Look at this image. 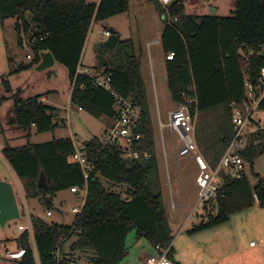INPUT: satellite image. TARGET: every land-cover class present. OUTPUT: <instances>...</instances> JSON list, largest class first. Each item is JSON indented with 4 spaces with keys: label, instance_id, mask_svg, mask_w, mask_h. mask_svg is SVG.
<instances>
[{
    "label": "trees",
    "instance_id": "1",
    "mask_svg": "<svg viewBox=\"0 0 264 264\" xmlns=\"http://www.w3.org/2000/svg\"><path fill=\"white\" fill-rule=\"evenodd\" d=\"M154 1L163 18L164 10L157 0ZM128 8L129 0H99L98 3H87L86 0H0V20L14 18L18 35H30L29 42L34 51L31 66L39 62L38 53L46 51L66 68L72 85L70 105L86 111L93 118H107L110 127L114 116L113 100L109 92L95 87V80L106 76L111 89L119 96L135 98L140 114L137 132L141 138L134 143V148L151 155L149 160H126L119 146L103 147L101 137L84 142L93 171L87 180L84 203L76 222L67 226L46 223L30 216L32 241L28 231L20 234L19 245L24 253L16 264H53L50 253L56 249L62 236L74 238L70 247L72 252H89L91 264H119L126 256L125 238L131 231H135L139 238L144 237L152 247L167 248L172 243L173 232L162 203L163 190L146 85L132 43L117 41L122 60L112 67L107 63L95 66L97 70L102 69L100 75L76 74L91 24L124 14ZM168 12L176 21L172 26L164 23L160 38L163 53H174L172 60L165 61L167 87L172 101L179 105L184 103L183 92L193 85L200 116L221 110L211 125L213 141L210 137L200 139L202 124L196 129V145L209 166L215 168L232 138V109L240 107L244 100L245 82L258 87L259 73L264 68L261 55L264 0H237L230 17L187 15L178 0L168 6ZM19 43L22 44L21 39ZM249 49L253 55L246 58ZM258 107L264 108V100ZM54 112L55 109L43 103L40 96H35L24 102L16 101L10 123L29 138L32 129L43 134L60 126ZM260 138L262 141L256 145L255 136L247 137L245 149L241 152L247 165H251L264 148V137ZM73 152L70 137L44 143L27 142L19 147L6 144L1 150L3 160L20 184L23 197L39 198L48 210L53 209L52 199L56 193L84 184L80 166L72 161ZM41 171L47 185L39 189L36 184ZM103 180L110 186L104 185ZM221 180L216 214H208L207 222L195 226L190 233L225 223L233 214L251 208L256 201L264 208L262 179L251 185L247 177L231 180L222 173ZM117 187L123 191L113 189ZM171 252L170 247V260Z\"/></svg>",
    "mask_w": 264,
    "mask_h": 264
},
{
    "label": "rangeland",
    "instance_id": "2",
    "mask_svg": "<svg viewBox=\"0 0 264 264\" xmlns=\"http://www.w3.org/2000/svg\"><path fill=\"white\" fill-rule=\"evenodd\" d=\"M178 1L182 2L184 12L187 15H209L211 11L215 10L218 17L233 16L237 2V0ZM142 3L138 7L133 4L127 14H120L92 24L83 48L80 68L90 70L91 74L100 75L102 69L97 70L94 68L95 66L107 63L109 67H112L122 60L119 56V45H116L109 52H103L102 44L107 39L103 36L105 30L120 33L121 37L118 41L128 40L132 43L135 54L146 68L144 78L149 95L147 99V101L149 100V112L154 127L155 150L163 190L162 203L167 214L168 224L173 232L171 258L179 264H205L203 262H209L207 258L211 256L210 254L216 256L224 254V249H226L224 242H222L223 245H217L213 240L217 237H223L225 232L230 231V237H234L236 233L245 231L248 240L251 239V242L256 243L257 239L254 236L257 223L256 215L254 210H249L243 214L246 218H243L245 222L240 220V217L243 216H236L228 222L190 233L195 226L207 222L208 214H216L217 204L209 206L205 210L201 209L202 207L195 209L198 192L195 183L197 168L191 156L174 157V153L177 152L180 146V139L175 132L172 135V130L168 126L169 113L176 108L167 87L165 54L159 46L158 48L152 45L147 46V42L156 37L155 29L157 28V32L160 31L164 27V22L160 17L155 1L143 0ZM15 22L14 18L0 20V79L5 75L9 80L11 79L12 87L8 89L9 85H0V128H9V131L15 132L13 134L16 137L19 134L25 135L23 130L15 125L12 126L10 121L14 115L16 101L24 102L35 96H40L41 99L45 97L46 101L44 103L46 105L61 109L63 119L67 118V115L71 116L72 125H69L67 119H65L66 126L62 128L63 121L57 120L60 126L54 132L43 134L33 132L29 138L22 136L20 139H16V142L12 140L9 146L19 147L27 142H48L54 138L70 136L69 130L72 132V137L80 144L89 141L93 137H101L109 124V120L107 118H93L86 111L79 112L75 106L70 105L69 98L72 85L66 68L60 63L55 61L52 68L43 71L33 70L32 60L26 58L27 55L34 58L33 47L29 42L30 35H18L15 31ZM20 39L22 40L21 45L19 43ZM148 55L152 60L153 80L148 68ZM1 65L4 67L3 69ZM21 65L24 67L21 68ZM243 74L245 77L246 72L243 71ZM101 77L103 76L98 78ZM55 112L58 113L59 110H55ZM218 114H221V110L217 111L216 114L211 113L207 116L196 115L195 142L198 140L196 129L199 124H202L203 128L202 135L199 136L200 139L210 137L212 141L214 140V137H212L214 129L211 125L213 121H216ZM159 122L162 124L161 130H159ZM263 124L264 108L258 107L246 127L247 137L255 136V139L257 138L254 141L256 145L262 141L260 136L264 137V128L261 126ZM0 140L3 141V138ZM174 141L175 145L173 144ZM10 171V168L3 161L0 150V181L10 183L16 188ZM246 177L251 185H255L259 179L264 181V148L252 164L248 165ZM175 179L180 182L178 187ZM102 182L104 185L110 186L106 181L103 180ZM113 189L117 192L123 191L121 187ZM77 197L67 190L56 193V196L52 199L53 215L47 217L45 214L46 205L40 202L39 198H24L23 200L21 195L16 193L21 218L7 222L3 228L0 227V264L14 263L8 259L7 255L19 250L15 241L19 236L17 230L20 223L25 222L27 212L30 216L38 217L46 223L72 226L74 214L71 212V208L81 207L84 195L77 193ZM262 222L264 225V218ZM73 240V237L67 239L63 246V253L66 250L69 251V245L72 244ZM125 248L127 251L126 256L119 264H145L148 258L156 256L151 244L144 237L139 238L136 236L135 231H131L126 236ZM227 248L230 249V245H227ZM18 254H20V251ZM75 254H77L75 261L77 264H91L88 260L91 257L89 252L76 251L72 253V256H75ZM224 262L225 264H233V259L223 261L221 264H224Z\"/></svg>",
    "mask_w": 264,
    "mask_h": 264
},
{
    "label": "built area",
    "instance_id": "3",
    "mask_svg": "<svg viewBox=\"0 0 264 264\" xmlns=\"http://www.w3.org/2000/svg\"><path fill=\"white\" fill-rule=\"evenodd\" d=\"M173 1L174 0H157L160 7L165 12L162 19L165 21L164 23L167 26H172L176 21V18L172 17L168 12V6ZM103 36L108 38L110 36V32L108 30L103 31ZM252 55L253 51L249 49L246 58H250ZM173 56L174 53H167L165 55V59L172 60ZM26 58L28 60H33V57L30 55H27ZM79 73L92 75L90 70L81 69L80 67L76 71V74ZM258 78V87H254L249 81L245 82L246 93L244 100L240 107L234 106L232 109L231 123L233 127V135L227 148L221 156L218 165L215 168H211L209 166L208 162L199 152L194 140L195 118L198 110L197 96L193 85L187 87L186 91L183 92L182 98L184 103L179 104L176 109L169 113L168 126L172 130V133L175 132L180 139V146L178 147L177 152L174 153L175 156H191L197 168L195 183L198 188V192L195 209H200L202 207L201 209L205 210L209 206H213L217 203L218 190L222 183L221 174L223 171L231 180H237L246 177V169L248 165L242 158L241 152L245 149L247 143V123L250 121L251 116L258 105L264 100V68L260 70ZM4 82H6L5 78L0 79V85L4 84ZM94 85L95 87H100L109 92L113 100L112 108L114 116L112 125L101 136L102 146H119L123 151V157L126 160H149L151 155L148 152L138 151L134 148V143L141 138V134L137 132L140 114L135 98H123L119 96L114 90L111 89L109 78L106 76L97 78L94 82ZM261 126L264 128V124ZM161 129L162 125L159 123V130ZM72 141L74 147L72 161L80 166L83 173L84 184L81 187H72L69 189V191L71 193H82L85 198L87 191V180L93 171V164L88 161L83 144H80L75 138H72ZM173 144L175 145V141ZM21 195V198L24 199L22 190ZM84 198L82 199L81 207L71 208V212L74 214L73 225L77 220V216L80 214L84 203ZM51 215L52 211L48 210L46 212V216L50 217ZM18 231L20 234L24 231H28L32 241L30 216L27 213L25 222L19 225ZM67 239V236H62L59 239L56 249L50 253L53 264H77L75 262L77 259V254L72 256L69 253H63V246ZM249 246L253 247L255 246V243L250 242ZM170 247L171 244L167 248H163L160 245L154 246L153 249L156 252V256L148 258L145 264H175L168 258ZM19 251L20 254H18ZM18 252L14 254L8 253L7 257L9 259L18 261L22 257L24 249L20 247ZM69 252L72 253L71 250H69ZM90 259L91 257L88 260L90 261Z\"/></svg>",
    "mask_w": 264,
    "mask_h": 264
},
{
    "label": "crops",
    "instance_id": "4",
    "mask_svg": "<svg viewBox=\"0 0 264 264\" xmlns=\"http://www.w3.org/2000/svg\"><path fill=\"white\" fill-rule=\"evenodd\" d=\"M143 0H129V8H128V11L126 12V14L129 12L131 6L134 4L136 5L137 7L139 5H142ZM150 1H154V0H150ZM175 1V0H174ZM87 3H98L99 0H86ZM125 14V13H124ZM215 15H216V12H215ZM127 17L129 15H126ZM163 29L164 27L157 32V28L155 29L156 31V37L152 38V40H150L149 42H147V46L149 45H152V46H155L156 48H161V43H160V38H161V34L163 32ZM121 37V34L119 33V38ZM162 49V48H161ZM149 53V51H148ZM148 60H149V64H148V68L151 72V78L153 80V72H152V60L150 58V55H148ZM140 61V74H141V77L142 79L144 80L145 82V74H146V68H145V65L141 62V60L139 59ZM55 63V62H54ZM1 68L3 69L4 67L1 65ZM144 71V72H143ZM2 78H5L6 79V82H4L5 85H9L8 86V89L9 88H12L11 87V79L9 80L7 77H5V75L2 77ZM145 85H146V82H145ZM9 91V90H8ZM149 95H148V92H147V88H146V98L148 99ZM42 102L44 103L46 101V98L43 97L42 99ZM148 102V107H149V100L147 101ZM178 104H175V108H177ZM53 108L55 110H59L58 113L54 112L55 113V119L56 120H61L60 122H62V128H64L66 126L65 124V119H67L69 125H72L71 123V116L67 115L65 119H63V116H62V110L61 109H58L56 107L53 106ZM79 112H83V110H79L77 109ZM160 123V122H159ZM1 124V122H0ZM161 124V123H160ZM153 125V123H152ZM162 125V124H161ZM70 127V126H69ZM109 128V126H107V128H105L104 132ZM153 130H154V127H153ZM55 131V130H54ZM53 131V132H54ZM34 132V129H32L31 131V135L33 134ZM13 133L15 132H12V131H9V128H6V129H3V128H0V139L3 138V141L0 140V150H2V148L5 147L6 144H10L11 141L15 140L16 142V139H20V137L22 136H25V135H20L19 133V136L16 137V135H14ZM69 133H70V136H62V137H58V138H54V139H61V138H67V137H70V138H73L72 137V132L71 130H69ZM104 134V133H103ZM4 135V136H3ZM173 135V133H172ZM31 143V142H30ZM200 152V151H199ZM201 153V152H200ZM202 154V153H201ZM157 157V156H156ZM174 157H175V154H174ZM4 161V160H3ZM5 162V161H4ZM7 165V164H6ZM11 172V175L13 177V180H14V183L16 184V188H14L13 186V191H14V195H15V199H16V193L20 194L21 195V187H20V184L18 182V180L16 179V177L14 176V174ZM222 173L225 174V172L223 171ZM226 175V174H225ZM197 176V175H196ZM227 176V175H226ZM175 183H176V186L178 187L180 185V182L175 179ZM12 185V184H11ZM69 191V190H67ZM70 192V191H69ZM71 193V192H70ZM73 194L76 198L80 197L78 196L77 197V193H71ZM82 193H80L81 195ZM56 196V194H55ZM54 196V197H55ZM22 197V195H21ZM24 200V199H23ZM16 202H17V199H16ZM18 206V205H17ZM249 210H254L255 212V215H256V220H257V223H256V229L255 230V239L256 240V243H255V246L253 247H250L249 246V243L252 241L251 239L248 240L249 238H247V234L245 233V231H240L238 233L235 234L234 237H230L229 233L230 231L227 233L225 232L224 236L223 237H217V239L213 240L214 243H216L217 245L218 244H222V242H224L225 246H226V249H224V254H221V255H212L210 254L211 256H209V262H203L205 264H221L223 261H226V260H229V259H233V264H264V225H263V218H264V208H261L259 205H258V202L256 201L255 204L251 207V208H248L246 210H243L241 212H238V213H235L233 214V216L230 217L231 218H234L236 216H243V217H240V220L243 222L245 218L243 215L245 212L249 211ZM20 211V209H19ZM48 211V209H46V212ZM52 211V215H53V210ZM214 211V210H213ZM21 213V212H20ZM28 214V212H27ZM46 214V213H45ZM29 215V214H28ZM51 215V216H52ZM30 216V215H29ZM247 216V215H246ZM230 219L228 221H230ZM246 219V218H245ZM227 221V222H228ZM23 223V222H22ZM20 223V224H22ZM18 231V230H17ZM19 233V236H20V232L18 231ZM19 236L16 238V247L19 249L20 248V245H19ZM227 241V242H226ZM226 242V243H225ZM227 245H230V249L227 248ZM70 247H71V244L69 245V249L70 250ZM66 253H69L72 255V253H70L69 251H65ZM223 252V250H222ZM14 253H17V252H13V253H9V254H14ZM9 259V258H8ZM12 262H14L13 264H16V260H13V259H10ZM175 260V259H174ZM173 261V260H172ZM175 264L178 263L176 260L173 261ZM85 263H88V262H85ZM81 264H84V263H81ZM179 264V263H178ZM225 264V262H224Z\"/></svg>",
    "mask_w": 264,
    "mask_h": 264
},
{
    "label": "water",
    "instance_id": "5",
    "mask_svg": "<svg viewBox=\"0 0 264 264\" xmlns=\"http://www.w3.org/2000/svg\"><path fill=\"white\" fill-rule=\"evenodd\" d=\"M215 10L210 12V16L214 17ZM110 36L102 44V49L109 52L114 48L119 40V33L110 30ZM39 62L33 67L34 71H43L52 68L55 62L53 55L50 52H39ZM261 55L264 57V46L262 47ZM264 147V144H263ZM46 177L43 171L39 173L37 179V188L46 187ZM20 218V212L15 199L13 187L10 183L0 181V227L3 228L9 221Z\"/></svg>",
    "mask_w": 264,
    "mask_h": 264
}]
</instances>
